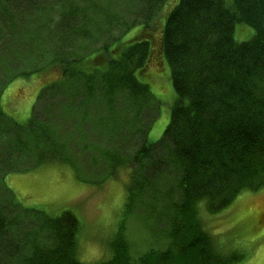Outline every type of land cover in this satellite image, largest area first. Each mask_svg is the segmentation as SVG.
Masks as SVG:
<instances>
[{
	"label": "trees",
	"instance_id": "16d2710c",
	"mask_svg": "<svg viewBox=\"0 0 264 264\" xmlns=\"http://www.w3.org/2000/svg\"><path fill=\"white\" fill-rule=\"evenodd\" d=\"M238 23L254 30L251 38L236 40ZM163 55L176 101L162 139L150 143L160 102L137 73ZM34 74L45 85L22 122L1 98ZM90 119L100 131L118 130V156L106 149L110 165L82 182L101 186L129 161L126 212L138 203L156 220L169 216L171 247L136 264L240 260L205 231L199 206L216 214L264 186V0H0V264H87L77 253L78 217L25 208L6 177L62 162L81 178L74 161L104 149L86 138ZM123 231L111 257L93 264H134Z\"/></svg>",
	"mask_w": 264,
	"mask_h": 264
},
{
	"label": "rangeland",
	"instance_id": "374dc122",
	"mask_svg": "<svg viewBox=\"0 0 264 264\" xmlns=\"http://www.w3.org/2000/svg\"><path fill=\"white\" fill-rule=\"evenodd\" d=\"M140 28V27H139ZM237 41H246L254 33L252 28L244 24H236ZM133 28L128 36L135 34ZM157 35L156 38H158ZM164 63L156 65L157 57L144 74L137 73L141 82L149 85L152 93L160 102L159 117L153 124L148 141L158 142L171 120L172 107L176 101L170 67L163 55ZM52 80L55 73L47 75ZM43 75L34 74L28 78H16L1 98L2 103L9 102L13 110L19 113L22 122L28 120L33 112L38 95L45 85ZM48 80V79H47ZM7 96V98H6ZM98 111L99 108L95 107ZM14 112V111H11ZM9 116L13 114L10 112ZM14 116V115H13ZM91 128L86 134L90 144L102 145V155L93 157L95 152L88 149L83 153L84 159L74 161L82 170L81 178L75 172L74 166L54 162L40 166L27 173H11L6 177V184L14 191L16 199L25 208H42L51 216L60 215L66 210L73 212L80 221L78 231V258L87 264L100 262L111 257V243L116 239L120 228L123 231V244L132 263L136 264L149 251H165L171 247L168 238L169 216L159 219L136 203L129 213L126 212L129 183L132 179L134 165L125 161L116 169L114 176L101 186L84 184V178L97 180L103 174L110 162L103 157L106 149H113L118 156V130H98L89 120ZM74 143L78 145V136L74 134ZM137 140H139L136 137ZM139 144H130L129 150ZM101 150V149H99ZM113 153V154H114ZM93 157L85 161L86 157ZM116 163V159H114ZM73 169V170H72ZM107 173L105 172V175ZM85 176V177H84ZM199 217L203 228L215 237V242L225 256L241 255L242 258L231 264H264V186L257 191H245L225 209L211 214L205 208V202L200 203ZM158 228H156V224Z\"/></svg>",
	"mask_w": 264,
	"mask_h": 264
}]
</instances>
